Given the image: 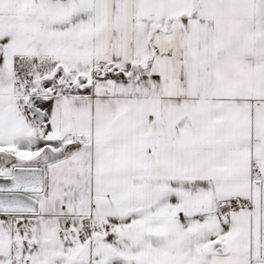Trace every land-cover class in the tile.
I'll return each instance as SVG.
<instances>
[{
  "label": "snow or ice",
  "instance_id": "6c2138e0",
  "mask_svg": "<svg viewBox=\"0 0 264 264\" xmlns=\"http://www.w3.org/2000/svg\"><path fill=\"white\" fill-rule=\"evenodd\" d=\"M0 264H264V0H0Z\"/></svg>",
  "mask_w": 264,
  "mask_h": 264
}]
</instances>
